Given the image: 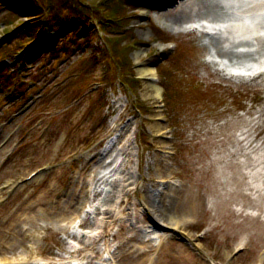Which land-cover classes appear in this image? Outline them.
<instances>
[{
  "label": "rangeland",
  "instance_id": "374dc122",
  "mask_svg": "<svg viewBox=\"0 0 264 264\" xmlns=\"http://www.w3.org/2000/svg\"><path fill=\"white\" fill-rule=\"evenodd\" d=\"M148 1L36 0L31 7L39 12L31 16L30 2L0 0V63L8 57L0 66V257L39 255L56 262L74 257L70 249L79 245L87 248L77 255L97 260L115 238L120 245L106 264H257L258 257L264 262V74L228 76L225 61L206 59L222 55L217 43L230 48L221 16L214 24H222L223 33L201 35L183 30V24L205 21L202 14L171 25L170 11L151 12L164 1L149 4L141 17ZM111 5L119 12H113L110 26H98V18L111 15ZM74 8L78 13H71ZM67 12L70 31L55 47L32 61L22 59L24 45L33 46L42 35L33 22L43 15L57 21ZM168 40L176 46L155 65L160 91L154 94L150 82L134 75L140 61L159 55ZM119 43H125L121 53H111ZM231 50L232 56L221 58L235 65L255 53ZM120 122L119 138L102 150ZM100 142V153L87 156ZM40 164L48 166L42 174L17 182ZM119 175L126 180L120 182ZM85 180L98 184V191L82 218L87 233L77 238L66 227L81 204L71 191L81 190ZM165 185L171 197L162 196L157 206L169 198L166 209L185 221L178 228L163 219L162 226L151 224L154 205L142 191L154 197ZM97 226L104 232L95 239ZM165 230L187 236L188 244L173 239L152 249ZM31 232L40 238L35 247ZM237 240H246V248L227 259ZM148 244L141 259L135 249Z\"/></svg>",
  "mask_w": 264,
  "mask_h": 264
},
{
  "label": "bare ground",
  "instance_id": "6f19581e",
  "mask_svg": "<svg viewBox=\"0 0 264 264\" xmlns=\"http://www.w3.org/2000/svg\"><path fill=\"white\" fill-rule=\"evenodd\" d=\"M221 1H224V0H180V1H177L178 4L180 5H177L175 4L173 6V8L170 10V12L168 14H166L169 22L171 23V25H178L179 24V21L181 20V18H183L184 16H189V15H192L194 13H200L202 14V16L205 18V20L207 21V23L213 21L216 17L218 16H221V19L223 21H226V20H229L232 18V15H231V11H229V8L227 9L224 4H220ZM230 2V0H227ZM144 7V6H143ZM144 11V10H143ZM193 19V18H191ZM190 21V19L188 20ZM188 21H186L185 23H187ZM203 25H207V24H204L202 23ZM224 25L226 26V28L228 30H231V24L230 23H224ZM257 42L259 43V46L260 48L256 50V55H252V58H250L247 62H245L244 65H249L250 63L251 64H254V63H258L259 66H262L264 65V36L261 37V36H257L256 38ZM223 40H227L228 42L231 41V43L233 42V40L230 38V34H228V36L224 37ZM249 43V40H242L240 41V43ZM236 45L233 44L230 48H226V45L223 44V43H217V47H216V50H218L219 52H221V54L225 57L226 54H229L230 56H232L234 54V51L231 50L232 47H234ZM237 45H239L237 43ZM252 54V53H251ZM255 54V53H254ZM219 55V54H217ZM222 55H219V56H222ZM241 62V61H240ZM249 67V66H246V68ZM154 67H150V66H143V67H139L138 68V73H144V74H149L150 72L148 71H153ZM262 79V78H261ZM146 83V82H145ZM264 83V82H263ZM146 85H148L149 87L152 88L151 92L154 93V94H159V91H160V85L159 83H146ZM245 142L243 143H240L241 144V147H244ZM251 148H254V144L251 145ZM156 159H154L155 161ZM166 160H164L165 162ZM155 163V162H153ZM115 173V172H114ZM113 173V174H114ZM119 174V173H118ZM142 178L143 176L140 175ZM121 178V179H120ZM126 178V177H125ZM99 178L96 176V179L95 180H98ZM117 179V178H116ZM114 179V181L116 180ZM118 179H120V182H124V177H121L120 175L118 176ZM93 180V181H95ZM87 184H90L89 181L84 182V185H83V188L77 192H74L73 190L71 191V199H76V200H80V203H82L83 199L85 198V194H86V186ZM98 186V184H96ZM117 190V189H116ZM169 188L167 185H165L161 190L159 189H156L154 191V197H150L148 195V193H146V190H143L142 191V194L143 196L145 197L144 199H147L146 202H150L151 198H152V202H150L151 204L154 205V207L152 208V210H150L149 207H147L146 204H144V206L147 207V209L149 208V212L148 214L150 215V220L152 221V223L155 225V226H162V222H161V219L163 220H166L167 222H171V223H168V224H171L169 226L173 227V228H178L177 226L180 224V223H185L184 220H180L182 218H176L174 217V215L170 214L169 211L166 209V205L169 203V198L171 197V194L168 192ZM96 190H93V194L95 193ZM173 191V190H172ZM128 192H126L125 190V193L124 194H127ZM123 194V195H124ZM162 196L165 197H169L168 198V202L166 205H160V206H157L158 205V201L160 202H163L162 201ZM157 200H156V199ZM124 202V198L123 197H120L118 199V203L121 204ZM148 204V203H147ZM81 205V204H80ZM156 206V207H155ZM261 206V205H260ZM259 206V207H260ZM80 207V206H79ZM105 212H110V209H107V211ZM68 214V213H66ZM79 214L78 213H75V215L73 216L74 218L72 220H70L68 222V225L76 218L78 217ZM69 217V216H68ZM170 217V218H168ZM69 219V218H68ZM67 219V221H68ZM168 219H171V220H168ZM172 225H175V226H172ZM29 236H34V245L33 247H35L38 242H39V237L33 232L29 233ZM164 239H161V241H163ZM170 240V239H169ZM168 240V241H169ZM149 241L146 239V242ZM237 241H242V240H237ZM236 241V242H237ZM246 241V240H245ZM241 242L242 245H244V242ZM169 243V242H168ZM246 243V242H245ZM150 245L148 244L147 247H140V248H136L135 251H136V254L137 256H140V258L142 259L144 257V254L146 252H148L150 250ZM200 247V246H199ZM87 246L85 247H82V248H79V249H75L74 253H80L81 251H83L84 249H86ZM29 250H31V248H29ZM80 250V251H79ZM189 254V253H188ZM14 258V257H12ZM5 258H2V256L0 257V261L1 260H4ZM90 259V258H89ZM91 260V259H90ZM140 260V259H139ZM256 261L258 262L257 264H261V262L263 261V258L262 257H258L256 259ZM140 261H138L137 264H141L139 263ZM144 262V261H143ZM132 264H136V263H132Z\"/></svg>",
  "mask_w": 264,
  "mask_h": 264
},
{
  "label": "trees",
  "instance_id": "16d2710c",
  "mask_svg": "<svg viewBox=\"0 0 264 264\" xmlns=\"http://www.w3.org/2000/svg\"><path fill=\"white\" fill-rule=\"evenodd\" d=\"M26 1H28V0H26ZM28 2H30V0H29ZM117 46H118V44H117ZM117 46L114 48V49H115V51H116V49L118 50V49H120V48H122V47H123V45H120L118 48H117Z\"/></svg>",
  "mask_w": 264,
  "mask_h": 264
}]
</instances>
